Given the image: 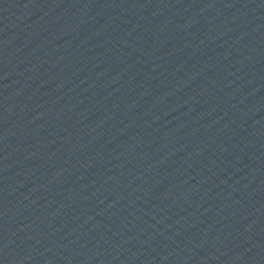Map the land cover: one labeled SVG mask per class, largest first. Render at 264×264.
<instances>
[{"label": "water", "instance_id": "1", "mask_svg": "<svg viewBox=\"0 0 264 264\" xmlns=\"http://www.w3.org/2000/svg\"><path fill=\"white\" fill-rule=\"evenodd\" d=\"M0 264H264V0H0Z\"/></svg>", "mask_w": 264, "mask_h": 264}]
</instances>
